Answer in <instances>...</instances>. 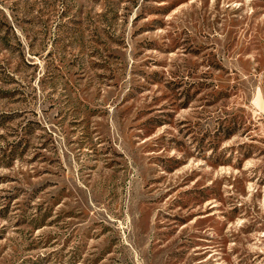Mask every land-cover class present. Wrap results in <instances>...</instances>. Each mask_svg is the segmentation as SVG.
I'll list each match as a JSON object with an SVG mask.
<instances>
[{"label":"rangeland","instance_id":"rangeland-1","mask_svg":"<svg viewBox=\"0 0 264 264\" xmlns=\"http://www.w3.org/2000/svg\"><path fill=\"white\" fill-rule=\"evenodd\" d=\"M0 264H264V0H0Z\"/></svg>","mask_w":264,"mask_h":264}]
</instances>
